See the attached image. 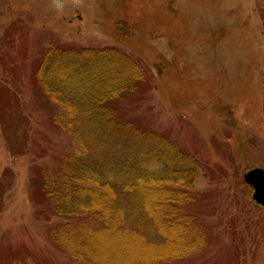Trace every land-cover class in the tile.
I'll list each match as a JSON object with an SVG mask.
<instances>
[{"label":"rangeland","instance_id":"1","mask_svg":"<svg viewBox=\"0 0 264 264\" xmlns=\"http://www.w3.org/2000/svg\"><path fill=\"white\" fill-rule=\"evenodd\" d=\"M259 3L0 0V264H75L52 231L78 218L53 210L43 172L56 175L67 154L90 151L55 123L65 111L35 72L52 47L107 46L147 69L142 91L114 101L125 120L164 134L203 166L193 184L203 198L185 209L205 244L170 264H264V207L244 180L264 168Z\"/></svg>","mask_w":264,"mask_h":264},{"label":"trees","instance_id":"2","mask_svg":"<svg viewBox=\"0 0 264 264\" xmlns=\"http://www.w3.org/2000/svg\"><path fill=\"white\" fill-rule=\"evenodd\" d=\"M40 63L38 84L65 111L55 123L90 151H71L56 175L43 172L53 210L78 218L53 229L55 242L75 264H170L199 250L204 230L185 205L203 198L193 190L202 164L164 134L125 120L114 102L142 91L147 69L108 46L52 47Z\"/></svg>","mask_w":264,"mask_h":264},{"label":"water","instance_id":"3","mask_svg":"<svg viewBox=\"0 0 264 264\" xmlns=\"http://www.w3.org/2000/svg\"><path fill=\"white\" fill-rule=\"evenodd\" d=\"M244 180L253 188V200L264 207V168L259 166L249 169Z\"/></svg>","mask_w":264,"mask_h":264},{"label":"bare ground","instance_id":"4","mask_svg":"<svg viewBox=\"0 0 264 264\" xmlns=\"http://www.w3.org/2000/svg\"><path fill=\"white\" fill-rule=\"evenodd\" d=\"M251 112H252V110H250ZM248 185H250V184H248ZM251 186V185H250ZM261 206V205H260Z\"/></svg>","mask_w":264,"mask_h":264}]
</instances>
